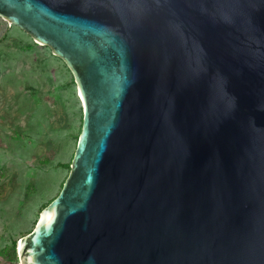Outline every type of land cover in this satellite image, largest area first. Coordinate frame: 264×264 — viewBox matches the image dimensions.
Here are the masks:
<instances>
[{
    "label": "water",
    "instance_id": "95a60500",
    "mask_svg": "<svg viewBox=\"0 0 264 264\" xmlns=\"http://www.w3.org/2000/svg\"><path fill=\"white\" fill-rule=\"evenodd\" d=\"M71 70L83 123L21 264H264V0H0Z\"/></svg>",
    "mask_w": 264,
    "mask_h": 264
},
{
    "label": "rangeland",
    "instance_id": "374dc122",
    "mask_svg": "<svg viewBox=\"0 0 264 264\" xmlns=\"http://www.w3.org/2000/svg\"><path fill=\"white\" fill-rule=\"evenodd\" d=\"M82 123L65 62L0 16V264H21L20 238L60 193Z\"/></svg>",
    "mask_w": 264,
    "mask_h": 264
}]
</instances>
